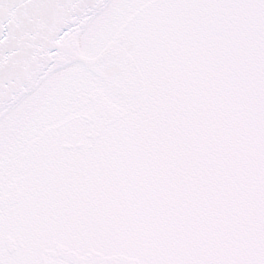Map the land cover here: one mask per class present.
<instances>
[{
	"label": "snow or ice",
	"instance_id": "1",
	"mask_svg": "<svg viewBox=\"0 0 264 264\" xmlns=\"http://www.w3.org/2000/svg\"><path fill=\"white\" fill-rule=\"evenodd\" d=\"M0 264H264V0H0Z\"/></svg>",
	"mask_w": 264,
	"mask_h": 264
}]
</instances>
